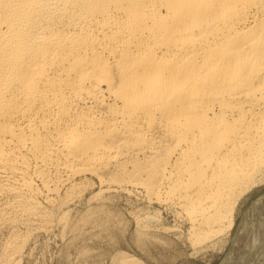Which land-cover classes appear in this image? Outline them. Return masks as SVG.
<instances>
[{
  "label": "bare ground",
  "instance_id": "obj_1",
  "mask_svg": "<svg viewBox=\"0 0 264 264\" xmlns=\"http://www.w3.org/2000/svg\"><path fill=\"white\" fill-rule=\"evenodd\" d=\"M263 181L264 0H0V227L77 233L64 206L97 184L172 213L195 246ZM254 205L224 264H264ZM137 214L145 251L170 229Z\"/></svg>",
  "mask_w": 264,
  "mask_h": 264
},
{
  "label": "rangeland",
  "instance_id": "obj_2",
  "mask_svg": "<svg viewBox=\"0 0 264 264\" xmlns=\"http://www.w3.org/2000/svg\"><path fill=\"white\" fill-rule=\"evenodd\" d=\"M99 188L97 184H93L88 191L84 192L85 194L82 195L84 197L80 196L78 199L77 197L75 199L73 198V201L70 200L71 202L69 201L64 206L65 210H63L68 214L69 220L72 218L70 221L79 223L78 226L81 223L77 233L75 231H73V233L69 228L63 231V229L54 222L52 223L54 226L49 224L47 227H33L31 230L28 229L27 231L25 230V226L22 227L21 224L18 225L19 228L17 226V229L15 228L16 226L9 227L8 229L7 227H0V264L3 262H7L3 264H123L124 261L126 262H124L125 264H224L229 254H233V250L230 249L232 248L231 241L233 240L237 228H239L238 222H241L243 217L250 214L249 212L255 207V202L258 200L264 201L263 181L250 190L251 192L249 191L246 195H243L244 197L240 199L242 203L239 200L240 202L237 204V210L234 215L235 225L232 229L222 234L220 233L215 238L203 244L202 241L200 242L201 244L199 243V245L192 246L191 239L189 240L191 236L187 230L188 228H186L182 221L175 218L172 213L163 209L161 210L160 207L155 205L150 206V209L147 208L149 205L147 204L146 207V204H144L146 202L141 200L137 194H134L136 197L133 195L134 198L131 196L132 194L127 193H120L119 195L108 191L99 193L97 192ZM97 193L100 194V196H93ZM103 193L105 194L103 195ZM143 205L148 210H145ZM141 209L145 210V212ZM58 211L63 212L62 210ZM58 211L55 210V213L58 214ZM147 211L151 214L153 212V215L158 213L157 219L160 218L159 221H161H156V223L158 224L159 222V225L163 223L164 228H169L170 230H160V228V234H158L160 238L158 239L159 241L146 242L145 245L148 251L146 249L142 251L134 244L136 242V233L133 230H137V228H135L136 214L138 212H140L138 214H146ZM133 215L135 216L133 217ZM82 216H87L88 218L85 217L84 219ZM238 218L241 220L239 221ZM88 219H90V221ZM82 220H85V222L83 221L82 223ZM237 220L238 222H236ZM11 228L15 229L10 230ZM184 232H186V234ZM14 233H17L16 236L21 239L22 236L23 240L25 237L26 239L23 241V244L21 242L19 245L20 252L15 253L16 255L13 254L12 256L14 257L8 260L10 255L6 258V261H4L5 257H2L6 250L4 246L10 241V237L14 235ZM164 240L166 242H164ZM160 242L163 243L161 244ZM124 256L127 257L125 258ZM121 257L122 260H120ZM130 257H133L132 260Z\"/></svg>",
  "mask_w": 264,
  "mask_h": 264
}]
</instances>
